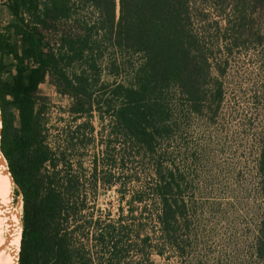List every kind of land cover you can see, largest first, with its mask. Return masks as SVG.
<instances>
[{
  "label": "trees",
  "instance_id": "16d2710c",
  "mask_svg": "<svg viewBox=\"0 0 264 264\" xmlns=\"http://www.w3.org/2000/svg\"><path fill=\"white\" fill-rule=\"evenodd\" d=\"M0 2L13 17L5 30L22 43L19 51L6 50L0 38V151L15 194L22 199L18 264H120L131 251L123 244L129 237L122 230L124 216L113 220L91 212L94 203L90 206L89 201L98 183L117 182L124 188L132 181L130 176L115 177L111 169L98 175V162L104 160L109 168L145 165L146 160L150 181L132 191L129 216L134 207L140 215L150 214L163 240L175 245L177 253H187L174 233L195 219L200 189H188L182 165L196 157L176 139H182L189 116L207 114L209 124L218 118L229 56L253 36L254 18L264 0ZM107 48L115 54L110 59ZM8 59L14 61L11 80L3 78ZM105 71L110 81L103 79ZM46 76L71 99L72 121L61 138L51 136L37 102L38 86ZM94 113L107 139L93 157L89 177L74 161L77 149L94 140ZM256 141L262 209L250 251L256 264H264V119ZM174 143L179 144L181 166L168 152ZM91 238L96 251L85 245ZM135 251L142 255L146 250Z\"/></svg>",
  "mask_w": 264,
  "mask_h": 264
},
{
  "label": "rangeland",
  "instance_id": "374dc122",
  "mask_svg": "<svg viewBox=\"0 0 264 264\" xmlns=\"http://www.w3.org/2000/svg\"><path fill=\"white\" fill-rule=\"evenodd\" d=\"M258 8L253 36L247 37L246 45L229 56L226 74L222 79L225 97L218 118L209 124V115H191L185 120L188 125H185L182 139H176L186 144L189 153L193 152L196 157L195 162L185 160L182 165L189 181L188 189L191 185L192 188L200 189L195 219L190 221L188 227L178 228L174 233L187 253H177L175 245L163 240L159 228L149 221L150 214L140 215L139 207H134V212L129 216L127 200L132 191L140 190L150 181L152 169L146 160L145 165L133 162L126 168L118 164L109 168L107 160L98 162V175L111 169L115 177L127 179L130 176L132 180L124 188L117 182L111 186L98 183L89 201L90 206L94 203L91 212L95 216L101 213L113 220L124 216L122 224H125V228L122 230L129 237L123 238V244L131 251L120 260V264H256L250 244L262 209L261 196L256 186L255 159L256 138L264 119V7L260 5ZM12 20L11 14L0 2V38L5 40L6 50L14 47L19 51L22 46L21 38L11 30H5ZM210 33L211 31L208 35ZM259 35L260 43L257 44L255 41ZM104 52L106 59L115 55L110 48ZM117 55L119 56V52ZM7 62L3 78L11 80L15 74L14 61L8 59ZM106 72L103 79L110 81L112 77ZM213 72L216 73L215 70ZM124 73H121L122 76H125ZM36 97L38 105L44 109L51 136L60 134L61 138L72 121L68 111L70 97L59 92L49 76L39 84ZM90 121L94 140L87 147L80 146L77 149V159L74 161H79L89 177L93 157L99 156L107 139V132L98 121L96 113ZM73 126L72 124L71 128ZM177 149L179 144L174 143L168 148V152H171L174 162L181 166ZM192 178L195 179L194 184H191ZM15 191L16 187L13 189L14 200L21 198ZM7 230V223L0 217V264H3L5 256ZM117 231L118 227L115 232ZM145 236H148V240L143 241ZM85 245L93 251L97 250L92 238ZM140 247L146 250L142 255L135 251ZM159 250L162 253L159 254Z\"/></svg>",
  "mask_w": 264,
  "mask_h": 264
},
{
  "label": "bare ground",
  "instance_id": "6f19581e",
  "mask_svg": "<svg viewBox=\"0 0 264 264\" xmlns=\"http://www.w3.org/2000/svg\"><path fill=\"white\" fill-rule=\"evenodd\" d=\"M0 117V130H1ZM7 162L0 151V217L8 226V240L5 244L3 264H18V253L21 238V207L22 199L13 198L15 184L8 170ZM6 239V238H5ZM4 247V245H2Z\"/></svg>",
  "mask_w": 264,
  "mask_h": 264
}]
</instances>
